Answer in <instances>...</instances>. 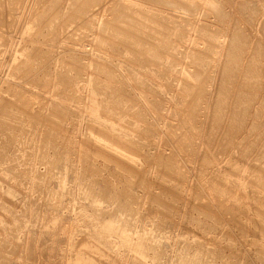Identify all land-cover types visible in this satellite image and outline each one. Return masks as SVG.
Returning a JSON list of instances; mask_svg holds the SVG:
<instances>
[{
    "label": "rangeland",
    "instance_id": "374dc122",
    "mask_svg": "<svg viewBox=\"0 0 264 264\" xmlns=\"http://www.w3.org/2000/svg\"><path fill=\"white\" fill-rule=\"evenodd\" d=\"M262 97L264 0H0V264H264Z\"/></svg>",
    "mask_w": 264,
    "mask_h": 264
},
{
    "label": "bare ground",
    "instance_id": "6f19581e",
    "mask_svg": "<svg viewBox=\"0 0 264 264\" xmlns=\"http://www.w3.org/2000/svg\"><path fill=\"white\" fill-rule=\"evenodd\" d=\"M119 1V0H118ZM156 1V0H155ZM160 1H162V0H160ZM165 1V0H164ZM77 2V1H76ZM80 2V1H79ZM88 2H89V0H88ZM169 2H172V0H169ZM176 2V1H175ZM192 2V1H191ZM55 3V2H54ZM124 3V2H123ZM166 3H167V0H166ZM187 3V2H186ZM242 3V2H241ZM53 4V3H52ZM120 3H118V5H119ZM127 4V3H126ZM133 4H135V3H133ZM80 5V4H79ZM117 5V7L118 8H116L117 10H119V9H121L122 11L124 10V8H126V5H119L118 6ZM116 6V5H115ZM129 6V5H128ZM127 6V7H128ZM239 6V5H238ZM243 6V5H242ZM136 7H137V5H136ZM142 7V6H141ZM217 7V6H216ZM215 6H214V8L215 9H217ZM218 7H220V6H218ZM240 7V6H239ZM244 7H245V5H244ZM83 8V7H82ZM87 8H88V6H87ZM211 8H213V7H211ZM113 9H114V7H113ZM130 9V8H129ZM128 9V10H129ZM219 9V8H218ZM243 9V8H242ZM126 10V9H125ZM127 10V11H128ZM222 10V9H221ZM137 11H139V10H137ZM217 11V10H216ZM130 12H131V10H130ZM135 12V11H134ZM140 13H142V14H144V12H142V11H139ZM138 12V13H139ZM219 12H220V10H219ZM245 12H246V10H245ZM139 13V14H140ZM224 13V12H223ZM84 14H85V11H84ZM118 14H121V13H118ZM125 14V13H124ZM130 14V13H129ZM133 14V13H132ZM246 14H248V13H246ZM251 14V13H250ZM126 15H127V13H126ZM138 15V14H137ZM146 15L147 14H144V17H146ZM221 15V14H220ZM147 16H149V15H147ZM133 18H134V16H132ZM140 17V16H139ZM150 17V16H149ZM148 17V18H149ZM218 17V16H217ZM220 17V16H219ZM130 18H131V16H130ZM133 18H131L132 20H133ZM136 18L137 17H135V19L133 20V22L131 21H129L128 23H130V24H128L129 25V29H125L124 27V30L123 31H119L120 33H121V36L120 35H118V37L120 36L122 39H124V40H126V41H128V43H132V45L133 44H135V43H137L138 42V40H139V38H137V33H136V30H138L139 31V29H140V27H141V23H143V22H140V20H138V18H137V20H136ZM247 18V17H246ZM50 19V18H49ZM157 19V18H156ZM120 20V19H119ZM136 20V21H135ZM101 23V22H100ZM106 23V22H105ZM154 24V23H153ZM149 25V24H148ZM162 25H164V24H162ZM238 25V24H237ZM236 26V25H235ZM154 27V26H153ZM234 27V26H233ZM122 28V27H121ZM143 28V27H142ZM148 28V27H147ZM150 28V27H149ZM119 29V28H118ZM57 30V29H56ZM56 30H55V32H56ZM122 30V29H121ZM134 31V32H133ZM137 31V32H138ZM163 31V30H162ZM150 32V31H149ZM165 32V31H164ZM114 33H115V35L116 34H118L117 32H116V30L114 31ZM139 33V32H138ZM210 33V32H209ZM141 34V33H140ZM157 33H155V35H156ZM234 34V33H233ZM114 35V36H115ZM154 35V36H155ZM213 35H214V33H213ZM211 36H212V34H211ZM116 37V36H115ZM167 37V36H166ZM214 37H216V36H214ZM233 37V36H232ZM208 38V37H207ZM149 39V38H148ZM167 39V38H166ZM110 40V39H109ZM213 40V39H212ZM216 40V39H215ZM215 40H213V41H215ZM166 41V40H165ZM168 41V40H167ZM166 41V42H167ZM213 41H211V43L213 42ZM152 42V41H151ZM160 42V41H159ZM169 42V41H168ZM229 42V41H228ZM245 42V36H244V33H242V31L240 32L239 30H236L235 31V34H234V37H233V43L231 42V44H232V46H230V49L228 50L229 51V54H228V57H227V59L228 60H226L225 62H227V67H226V65H225V67H226V69H225V67H224V77H222L223 79V81H222V85H221V87H220V90L222 91L221 93H219V94H221L220 96H222L223 95V93H226V94H224L225 95V97L227 96V93H228V90H229V85L231 84V75H233L232 73L235 71V69H238V68H236L237 67V63L239 62H237V57H238V52L240 51V49H241V47L243 46V43ZM162 42H160V44H161ZM143 44V43H142ZM165 44H167V43H165ZM165 44H163L164 46H165ZM230 44V45H231ZM159 45V44H158ZM226 45V44H225ZM248 45V44H247ZM149 46V45H148ZM163 46V47H164ZM211 46V45H210ZM259 46V45H258ZM257 46V47H258ZM151 48H152V50L155 52L154 53V55H156V53L158 52L157 50H155V49H157L156 48V45L154 44V46H150ZM160 47V46H159ZM246 47V46H245ZM245 47H243V48H245ZM256 47V48H257ZM36 48V47H35ZM129 48V47H128ZM146 48V47H145ZM259 48V47H258ZM163 49V48H162ZM209 49V48H208ZM39 50V49H38ZM160 50V49H159ZM226 50V49H225ZM242 50V49H241ZM209 51H211V50H209ZM224 51V50H223ZM260 52V51H259ZM38 53V52H37ZM35 54V53H34ZM224 54V53H223ZM33 55V54H32ZM136 55V54H135ZM211 55V54H210ZM251 55V54H250ZM252 56V55H251ZM31 57V56H30ZM135 57V56H134ZM139 57V56H138ZM255 57H257V56H254V58ZM32 58H33V56H32ZM199 58V57H198ZM226 58V57H225ZM253 58V57H252ZM38 59V58H37ZM214 59V58H213ZM239 59V58H238ZM258 59V58H257ZM135 60V59H134ZM136 60H137V58H136ZM240 61H241V59H240ZM256 61H258V60H256ZM224 62V63H225ZM253 65H251V66H248V68H245V70H244V74H242V75H245V77H244V79H243V81L240 83V89L238 90V91H236V93H237V96H236V99H233L235 102H234V110H233V112H232V114H231V119H230V123L228 124V128H229V130H232V132H233V130L234 129H236L237 130V128L239 127V123L242 121V123L244 122L242 119V117L244 116V115H242V109H241V105L244 103V104H247V102H248V100H249V98L250 97H252L253 96V93L254 92H256V91H254V92H252L253 90H250L251 92H248L247 91V89L250 87V88H252V87H255V88H257L256 86H253L254 84H256L257 85V78H258V62H257V64H256V62H255V60H253ZM27 64V63H26ZM29 64L30 63H28V68L29 67H31V64H30V66H29ZM239 64V63H238ZM242 64V63H241ZM247 64V63H246ZM18 65V64H17ZM257 65V66H256ZM239 66V65H238ZM243 66V65H242ZM246 66V65H245ZM243 68V67H242ZM25 70V69H24ZM108 70V69H107ZM106 70V71H107ZM110 71V70H109ZM237 71V70H236ZM111 72V71H110ZM239 72V71H238ZM22 73V72H21ZM236 73V72H235ZM24 74V73H23ZM106 74H108V73H106ZM112 75V74H111ZM203 75V74H202ZM202 75L200 76V77H202ZM113 76V75H112ZM205 76V75H204ZM206 77V76H205ZM243 77V76H242ZM200 79H202L203 80V82L202 81H200L201 82V84H200V82H199V85H198V83L196 84V85H198L197 86V88H198V90L199 91H203L204 90V79L203 78H200ZM205 79H207V77L205 78ZM260 79V78H259ZM65 82V81H64ZM260 82V81H259ZM195 83V82H194ZM221 84V83H220ZM192 85V84H191ZM191 85H189V84H187V86H186V90L188 91V90H191L192 89V87H191ZM252 86V87H251ZM196 87V86H195ZM102 88V87H101ZM206 88V87H205ZM97 89H98V86H97ZM118 89V88H117ZM254 89V88H253ZM99 91V90H98ZM100 91H103V90H100ZM116 92V90L114 91V94H116L115 93ZM103 93V92H102ZM111 93V92H110ZM117 93H120V92H117ZM195 93V92H194ZM203 93V92H202ZM201 93V94H202ZM104 94V93H103ZM193 94V93H192ZM196 94H197V92H196ZM195 94V95H196ZM119 95V94H118ZM118 95H117V97H118ZM187 95V94H186ZM224 95L222 96V97H220V98H222V99H220L219 97V100H217L216 101V105H215V107H216V109H215V113H214V115L216 114V117H214L215 119V122H212V123H214V125L216 124V123H219L220 124V121L219 120H221V119H219V117H222V115L220 114L221 113V110H222V108H223V106L225 105V102H224V100L226 101V99H225V97H224ZM123 96V95H122ZM191 96V95H190ZM193 96V95H192ZM197 96V95H196ZM110 97V96H109ZM120 98H121V96H119ZM198 97V96H197ZM201 97V96H200ZM200 97H198V98H200ZM256 97V96H255ZM111 98V97H110ZM194 98H195V96H194ZM193 98V99H194ZM197 98V99H198ZM253 98V97H252ZM262 98H264V97H262ZM127 99V98H126ZM188 99H190V98H188ZM187 99V100H188ZM196 99V98H195ZM7 100V99H6ZM108 100H109V98H108ZM125 100V99H124ZM199 100V99H198ZM106 101V100H105ZM116 101V100H115ZM120 101V100H119ZM123 101V100H122ZM189 101V100H188ZM255 101V100H254ZM116 102H118V100L116 101ZM107 103V102H106ZM114 103V102H113ZM191 103H192V99H191ZM233 103V102H232ZM3 104V103H2ZM24 104V103H23ZM104 104H105V102H104ZM158 104V103H157ZM224 104V105H223ZM248 104H250V102H248ZM4 105V104H3ZM109 105V104H108ZM108 105L106 104L105 105V107H108ZM198 101L196 100L195 101V103L193 104V105H191V109H190V116H192V117H194V114H195V112L197 111V107H198ZM262 105H264V104H262ZM111 106V105H110ZM121 106V105H120ZM185 106V105H184ZM116 107V106H115ZM245 105H244V111H245ZM6 109V108H5ZM109 109V108H108ZM247 109V108H246ZM115 111V110H114ZM243 111V112H244ZM247 111V110H246ZM117 112H118V110H117ZM122 114H124V113H122ZM221 115V116H220ZM11 116V115H10ZM8 117V116H7ZM13 117V116H12ZM191 117V118H192ZM115 118V117H114ZM229 118V117H228ZM3 119V118H2ZM8 119V118H7ZM54 119V118H53ZM118 119V118H117ZM211 119H213V118H211ZM10 120V119H9ZM56 120V119H55ZM54 120V121H55ZM58 120V119H57ZM56 120V121H57ZM189 120V119H188ZM228 120V119H227ZM3 121V120H2ZM2 121H0V128L3 126V122ZM17 121V120H16ZM212 121V120H211ZM21 122V121H20ZM196 122V121H195ZM221 122H223V121H221ZM16 123V122H15ZM14 123V124H15ZM9 124V123H8ZM195 124V123H194ZM2 125V126H1ZM7 125V124H6ZM218 125V124H217ZM217 125H215V126H217ZM225 125H226V123H225ZM237 125H238V127H237ZM241 126V125H240ZM252 126V125H251ZM4 127V126H3ZM2 127V128H3ZM13 127V126H12ZM245 126H243L242 128H244ZM5 128V127H4ZM191 128V127H190ZM224 128V127H223ZM241 128V127H240ZM250 128V127H249ZM217 129V128H216ZM227 129V128H226ZM1 130V129H0ZM229 130L227 131V132H229ZM184 132V131H183ZM188 132V131H187ZM248 132V131H247ZM237 134V133H236ZM240 134V133H239ZM227 135H229V134H227ZM231 135V134H230ZM185 136V135H184ZM255 138V137H254ZM184 139H186V138H184ZM184 139H183V142H184ZM248 139V138H247ZM233 140V139H232ZM255 140V139H254ZM239 141V140H238ZM245 141H246V138H245ZM234 142V141H233ZM186 143L187 144H189V142H187L186 141ZM243 143V142H242ZM250 143V142H249ZM184 144H185V142H184ZM236 144V143H235ZM240 145V144H239ZM244 145V144H243ZM245 145H246V142H245ZM248 145V144H247ZM224 146V145H223ZM103 148V147H102ZM244 148V147H243ZM239 149V148H238ZM227 150V149H226ZM248 152V151H247ZM243 155V154H242ZM166 160H167V158H166ZM164 161V160H163ZM169 161V160H168ZM165 162V161H164ZM163 162V163H164ZM229 165V164H228ZM170 168V167H169ZM172 169V168H171ZM175 171V170H174ZM262 175H264V174H262ZM260 178H262V177H260ZM262 180H264V179H262ZM254 181V180H253ZM256 181L257 182H260L259 181V179L258 178H256ZM96 184V183H95ZM89 190V189H88ZM90 192H89V194H87V195H89L90 197H95V198H97L96 196H95V191H93L92 189L91 190H89ZM97 191V190H96ZM97 193V192H96ZM95 200H97V199H95ZM92 201V200H91ZM127 202H124L123 203V205H124V207H125V204H126ZM97 215V214H96ZM98 215H100V214H98ZM104 217V216H103ZM110 218V217H109ZM105 221V220H104ZM112 221V220H111ZM109 227L107 226V229H108ZM117 232V231H116ZM119 237H121L122 239H126V241L128 242V241H130V239H129V237H128V233L125 231V230H122V231H120V236ZM131 242V241H130ZM132 243V242H131ZM190 264L192 263V264H194V261H190L189 262ZM197 264V263H196Z\"/></svg>",
    "mask_w": 264,
    "mask_h": 264
}]
</instances>
